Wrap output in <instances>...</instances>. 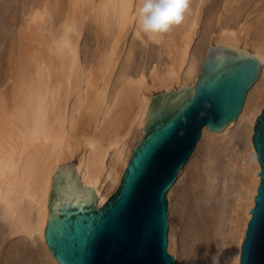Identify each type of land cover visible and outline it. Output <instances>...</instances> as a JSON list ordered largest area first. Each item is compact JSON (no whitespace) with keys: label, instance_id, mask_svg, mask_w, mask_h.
I'll list each match as a JSON object with an SVG mask.
<instances>
[{"label":"bare ground","instance_id":"6f19581e","mask_svg":"<svg viewBox=\"0 0 264 264\" xmlns=\"http://www.w3.org/2000/svg\"><path fill=\"white\" fill-rule=\"evenodd\" d=\"M17 1L18 6L16 0H0V34L12 27L11 13L19 8L25 10L26 0ZM208 1L190 0L187 19L163 35V51L150 45L152 65L147 76L143 68L132 67L131 60L125 59L116 79L110 81V74L107 77L115 68L120 42L134 26L133 20L134 35L142 37L137 14L142 0H70L73 10L66 17L62 15V19L54 17L52 9L47 10L51 18L48 22L52 23L49 33L55 39L49 38L52 41L47 43L46 51L20 58L15 74L7 82L6 77L0 78V224L10 235H24L37 244L33 250L36 264H56L44 237L56 171L72 169L79 188L91 192L98 208L103 206L118 188L132 150L144 136L152 94L188 84L192 89L206 53L213 48L254 56L261 63L262 73L236 122L229 124L220 137L216 132L203 130L200 154L189 165L192 154L184 169L186 177L182 178L180 194L183 193L181 198L186 200L188 210L183 221L179 218L178 226L169 232V252L177 251L186 264H240L250 210L255 206L260 184L252 133L264 106V0ZM80 5L92 8L93 14L89 10L90 15L78 11L81 17L76 18L74 13ZM221 6L227 15L206 24V31L217 27L215 35L202 37L191 49L192 36H181L184 40L175 44L183 24L189 23V33L196 24V15H190L191 11L202 15V11L217 12ZM34 14L36 20L45 18L42 12ZM83 17L93 21L87 32L88 43L92 45L98 39L102 46L99 55L88 53L89 62L98 57L93 67L88 63L90 68L84 67L86 58L83 57V65L80 63L70 34L73 30L81 32L76 26L85 22ZM56 18L61 19V24ZM160 38L161 35L149 39L158 43ZM173 40L176 46L170 43ZM135 50L143 49L134 41L131 52ZM257 95L260 99L256 100ZM75 157L76 165L68 162ZM242 161L241 181L236 166ZM239 180L241 187L235 189L233 183ZM108 181V192L102 193ZM6 251L5 264H25L16 247L9 246Z\"/></svg>","mask_w":264,"mask_h":264},{"label":"water","instance_id":"95a60500","mask_svg":"<svg viewBox=\"0 0 264 264\" xmlns=\"http://www.w3.org/2000/svg\"><path fill=\"white\" fill-rule=\"evenodd\" d=\"M262 73L254 56L231 49L206 53L195 86L155 95L144 136L133 148L116 191L97 207L79 188L74 171H56L48 204L45 242L56 264H178L169 254L168 194L201 140L218 137L240 116ZM252 144L260 166L240 264H264V106Z\"/></svg>","mask_w":264,"mask_h":264},{"label":"rangeland","instance_id":"374dc122","mask_svg":"<svg viewBox=\"0 0 264 264\" xmlns=\"http://www.w3.org/2000/svg\"><path fill=\"white\" fill-rule=\"evenodd\" d=\"M208 2H210V0ZM18 3H19V1L16 0V5L17 6H18ZM69 5H70V0L69 1L68 0H26V8H25V10H23L22 8H19V10H17L16 12H13V13L10 14L11 15L10 18L11 19L13 18L12 19L13 20L12 21L13 22V25H12V27H10L9 30L8 29H5L4 31H2L3 33L0 34V78L1 77H3V78L6 77L5 80L7 82V79L9 78V76L15 74V72L17 70V65H18V62H19L20 58H24V57L25 58H29L30 56H32L34 54H37V51L41 55V50H42L43 53L46 51L47 45L50 44L49 41H52L53 40L52 38L54 37L53 35H51V33H49L50 32L49 29L51 27V26L49 27V25H51L52 23L49 24V22H48V21H51L50 20L51 18H50V15H47V10H48V8L52 9L53 11L49 9L50 12L53 13L52 15L53 16L55 15L54 17L57 16V17H59V18L62 19V15H64V17H66L73 10V7H71V6L69 7ZM58 6L60 8H58ZM61 6H63V8ZM82 9H86V11L83 10L84 11L83 12ZM62 10L65 13L61 12ZM88 10L89 9H87V7L84 8V6H83V8H82V5H80V8L77 11H75L74 16L76 18L81 17V16H79L80 13L79 14L77 13L78 11L79 12L81 11V14L83 13L84 15H90V13L93 14V9L92 8H91V10H89V11H91L90 13H89ZM206 10H208V8ZM219 10H216L217 12H214V13L211 12L212 14L210 12L208 13V11L207 12L202 11V15H201V13L199 14V12H197V11H194V12L191 11L190 15H192V14L193 15H196V18H197L196 19V24L194 25L193 30H190V33H189V29H190L189 28V23H186V25L183 24V27L185 26L184 28L183 27L182 28L181 27L180 28L178 27L180 29V31L176 30L175 31V34H177L176 33L177 31L178 32H181V30H182V33L181 34H183V32H184L183 29L184 30L186 29L185 30L186 33H187V30H188V33L186 34L184 32L186 35L185 34L181 35L180 33H179L178 36L176 35L177 36V39L175 37V39H176L175 44L176 45H180L181 44L180 42L182 40H184V39H182L183 37L185 38V36H187V35L189 37L192 36L191 39L192 38L193 39L190 40L191 41V43H190V49H191V47L195 46V44L198 43V41H200V39H202V37H204L206 35L209 36L211 33H212V35H215V33L217 31L216 30L217 27L215 26V28H213V31L212 30L206 31V28H208V27H206V24L208 26V23H209L210 20H212V22L214 21V23H216L215 21L218 20L217 18H221L222 16L224 17L225 14L227 15L226 12H223L222 11V6H221V8H219ZM68 11H70V13H68ZM36 12L37 13H40V12L43 13V16L45 18L42 19V20L44 22L42 20L40 21V20H36L34 18L35 17V14L34 13H36ZM85 12H87V13L85 14ZM58 13L61 16H58ZM61 13H63V14H61ZM203 13L204 14L206 13V17L204 16ZM216 13H217V16H216ZM187 16H188V14H187ZM193 17H195V16H193ZM203 17H204V19L202 20ZM213 17H215V18H213ZM59 18H56V19H58L57 22H60L61 21V19H59ZM83 20L85 21V22L83 21L84 22L82 24L83 27H82V25H79V26L77 25L76 26V28H79L81 30V32L80 33H77L76 31L73 30V31L70 32V34H71L72 38L74 39L72 41H73L74 46H75V48L77 50V54L76 55L78 56L80 63L83 65V63L85 62L84 63V67L90 68V66H88V65L89 64L90 65L92 64L91 66L93 67V64L95 62H97L98 57H96L97 59L95 58L96 61L94 59V61H93L94 63L91 61L92 60L91 58H90V61L91 62H89V61H87L88 60V56H87L88 53L91 52V53H96V55H99L98 52H101L100 50L102 49V46H99L100 40L98 42L97 41L98 39H96V41H93L92 42V45H91L90 42L88 43V41H87L88 40L87 39V37H88L87 36L88 35L87 32H88L89 25H91L93 23V21H92V18L91 17H90V20L91 21L89 20V18H86V17L85 18L83 17ZM205 21H208V22L205 23ZM241 23H243V21ZM60 24H61V22H60ZM60 24H59V26H61ZM135 24H136V21L133 20V24L132 25H134V26H130L131 29L129 28V30L127 31L126 35L123 37V40H121V42H120V46H119V49H118L119 51H118V56H117V62H116L115 68H114V70L112 72L110 71V73L107 74V77H109V74L111 75L110 81L112 79L113 80L116 79L119 68L121 67V65H122L123 62H126L125 59H130L131 60L130 65L132 64L133 65L132 67H134V66L137 67L138 66V69L139 70L141 68H143L141 70H144L143 72H145L144 74H146V76H147L148 75V71H149V69H150V67L152 65V63L150 62V55L152 54V52L150 51L151 48H153V47L154 48H160V50H162L163 49V48L161 49L162 43H164L163 45H165V39H166V37L163 36L164 34H162L161 35V38H160L161 40L162 39L163 40L162 41L160 40L158 43L155 40H153V41L150 40L148 38V35L147 34H144L143 32H142L143 34L141 35L142 37L134 35L135 34V32H134L135 31V29H134L135 28ZM187 24H188V26H187ZM56 28H57V26H56ZM202 28L204 29L203 31H202ZM191 29H192V27H191ZM203 32H204V34L201 35V33H203ZM39 34H42V36L44 38L41 35H39ZM181 36H183V37H181ZM33 37H34V40L32 39ZM22 38L23 39L26 38V39L23 40ZM49 38L52 39V40H49ZM108 38H109V36H108ZM133 38L135 40H133L131 42V40ZM140 38H142V39H140ZM143 38L144 39L146 38V39L144 40ZM54 39H55V37H54ZM147 40L148 41L150 40L149 42L151 44L148 43ZM134 41H135V43H139V48H142L143 49L142 51L140 50L141 52L138 51V50L136 52V50H135L134 52L136 54L133 53V52H131V45H132V43H134ZM130 43H131V45H130ZM147 43H148V45H147ZM170 43H172L173 46H176L174 44V40H173V42H170ZM89 44H90V46H89ZM155 44H157V45H155ZM207 44L209 45L208 47H211V45L209 44V39H208ZM150 45H151V48H150ZM98 46H99V48H98ZM95 48H97V49H95ZM92 50H94V51L92 52ZM140 53H142V55ZM133 54H135L136 56L134 55L135 56L134 57ZM83 57L86 58V60ZM137 58H138V60L136 61L135 59H137ZM132 59L135 62H133ZM154 63L155 62L153 61V64ZM140 64L142 65V67L140 66ZM187 88H191V85L188 84L187 86H184V88L182 87V88H179V89L178 88H175V89H172V91L179 92V91L185 90ZM172 91H155L152 94V98H154L155 95L157 96V94H159V93L172 92ZM73 98H74V96L71 99L74 100ZM152 98H151V100H152ZM258 98L260 99V97L257 95L255 97V99L257 100ZM202 144H203V141L201 139V141L199 142L196 150L193 153V156L191 158V161L189 162V165L193 162V160L195 159V157H197V155L200 154ZM232 154H233V152H232ZM68 162L71 163V164L76 165V163H78V158L75 157V158L71 159ZM243 164H244V162L242 161V162H240L236 166V170H237V173L240 176V180L241 181L244 178ZM187 169H189V167ZM185 175H186L185 172H182L179 175L178 180H177V182L175 184V187L173 188L172 191L170 190L171 192L169 191V194H168L169 232L172 231V229H174V227H177L178 226V222H180L179 220L181 218L184 219L186 217V215H187V210L188 209H187L186 200L183 199V197L181 198V196H183V193H182V195L180 194V189L183 186L182 183L185 180L184 177H186ZM240 180H239V182H236V184L233 183L235 189L241 187ZM53 182H55V178H54V181ZM109 185H110V182L109 181L106 182V183H104L103 188H102V193L108 192ZM53 186H54V184H53ZM234 188H232V190L235 192L236 190H234ZM32 242H33L32 239H30L29 237L24 236V235H10L6 231L5 226L4 225L1 226V224H0V264H1V262H2V264H5L6 263V261H4V258H5L4 257V254L7 252L6 250H7V248H9V246L16 247L20 251V256L24 257V263L25 264H36L35 262H37V258L35 259V256H34L35 253H33V250L37 248V244H34ZM168 251H169V243H168ZM169 254H171V255H173V256L176 257L178 264H186V259L184 258V256H182L181 254H177V251H174L173 253H170L169 252Z\"/></svg>","mask_w":264,"mask_h":264},{"label":"clouds","instance_id":"9594fccd","mask_svg":"<svg viewBox=\"0 0 264 264\" xmlns=\"http://www.w3.org/2000/svg\"><path fill=\"white\" fill-rule=\"evenodd\" d=\"M190 10V0H142L137 8L139 30L154 38L181 25Z\"/></svg>","mask_w":264,"mask_h":264}]
</instances>
